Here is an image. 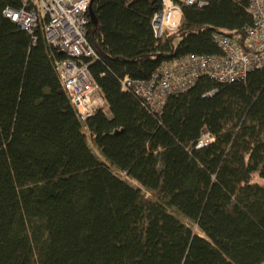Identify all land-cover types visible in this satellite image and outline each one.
Returning a JSON list of instances; mask_svg holds the SVG:
<instances>
[{"label": "trees", "instance_id": "16d2710c", "mask_svg": "<svg viewBox=\"0 0 264 264\" xmlns=\"http://www.w3.org/2000/svg\"><path fill=\"white\" fill-rule=\"evenodd\" d=\"M172 1L183 20L161 39L162 0L93 1L89 71L107 110L82 124L57 78L66 53L42 25L33 43L3 16L19 0H0V264L264 263V67L244 83L201 76L158 116L121 87L220 54L211 36L242 40L251 23L247 1ZM203 130L213 141L197 148Z\"/></svg>", "mask_w": 264, "mask_h": 264}, {"label": "built area", "instance_id": "2783aa9c", "mask_svg": "<svg viewBox=\"0 0 264 264\" xmlns=\"http://www.w3.org/2000/svg\"><path fill=\"white\" fill-rule=\"evenodd\" d=\"M185 4H197L195 0H180ZM247 1L251 23L245 28L244 39L231 38L214 33L211 38L220 54L177 57L165 61L150 79L137 80L124 77L121 87L140 99L142 106L153 115H161L171 96L189 90L205 76L218 84L245 82L253 71L264 67V0ZM17 9L5 8L3 16L37 40L35 30L42 25L44 41L54 49L66 53V59L55 63L57 78L67 92L69 101L82 124L99 110H107L103 92L91 77L89 65L98 55L87 42L89 0H19ZM160 12L153 15L151 28L156 39L167 32H175L181 25V7L172 0H162ZM206 3L199 1L198 6ZM216 89L206 93L212 96ZM197 148L213 141L203 130ZM125 176V173L122 174Z\"/></svg>", "mask_w": 264, "mask_h": 264}, {"label": "water", "instance_id": "95a60500", "mask_svg": "<svg viewBox=\"0 0 264 264\" xmlns=\"http://www.w3.org/2000/svg\"><path fill=\"white\" fill-rule=\"evenodd\" d=\"M94 0H89L88 2V19H90V24L92 26H96L97 25V19L95 18L94 16V13H93V9H92V3H93Z\"/></svg>", "mask_w": 264, "mask_h": 264}, {"label": "rangeland", "instance_id": "374dc122", "mask_svg": "<svg viewBox=\"0 0 264 264\" xmlns=\"http://www.w3.org/2000/svg\"><path fill=\"white\" fill-rule=\"evenodd\" d=\"M90 142V141H89ZM93 149V148H92ZM94 152L96 153V155L97 156H99V157H101L100 155H99V153L96 151V149H94ZM113 171H115V170H113ZM116 173H117V171H115ZM117 174H119V173H117ZM124 177V176H123ZM122 177V178H123ZM128 183H130L133 187H135V186H137V184H134L133 182H130L129 180H128ZM175 216H177L182 222H185L188 226H192V224L186 219V218H183L182 216H180V215H178L177 213H175L174 214ZM264 264V263H263Z\"/></svg>", "mask_w": 264, "mask_h": 264}]
</instances>
